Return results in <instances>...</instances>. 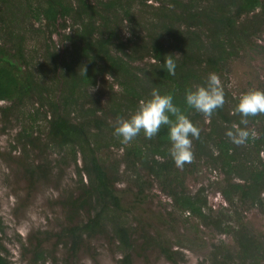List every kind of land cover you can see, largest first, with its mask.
<instances>
[{"label": "trees", "instance_id": "1", "mask_svg": "<svg viewBox=\"0 0 264 264\" xmlns=\"http://www.w3.org/2000/svg\"><path fill=\"white\" fill-rule=\"evenodd\" d=\"M9 1L0 0V101L12 104L0 108V112L8 119L9 113L15 111L20 118L22 109L33 104L25 115L30 127H23L17 139L23 153L38 151L43 160L36 166L27 163L28 158L24 160L30 182L48 174L45 148L58 149L60 166L68 165L70 157L74 160L79 194L63 201L70 224L56 234L57 244L69 245L70 261L75 263L87 238L106 235L110 224L111 237L123 253L120 264H132L135 229L122 221L126 209L115 190L123 173L117 164L106 167L100 155L103 148L116 146L123 149L121 161L139 195L151 186L144 179L149 176L159 182L175 208L234 237L238 246L235 256L224 251L222 244L217 245L214 264H264V240L251 235L240 221L233 223L232 218L239 214L237 209L229 208L233 210H229L230 215H214L202 191L189 194L182 177L183 173L197 171L204 161L224 174L226 186L222 194L229 206L234 208L239 203L264 208V115L249 118L248 124H262L261 131L258 136L250 132L248 140L238 146L226 132L234 124L244 127L234 112L239 97L223 88L224 106L211 117L188 108L184 101L187 89L205 84L209 73H222L241 51L252 47L264 54L263 46H253L255 36L264 31V1L136 0L135 4V0H14L13 7L7 4ZM150 1L158 3L150 5L154 19L139 23L134 9L148 6ZM118 19L134 26L133 35L123 41L116 34ZM35 21L43 28L34 27ZM22 22L30 30L43 29L48 35L44 36V63L34 62L26 53ZM138 26L144 27L136 33ZM58 27L71 30V35H61L62 42L68 45L60 61V50L49 44ZM169 54L176 64L175 75L162 69ZM48 66L53 72L48 73ZM106 77L113 79L108 82ZM101 83L106 100L90 93ZM153 89L161 95H172L174 104L200 129L199 139L192 144L194 158L182 169L169 155L166 126L151 140L141 132L127 144L113 134L117 119L127 118L141 100L150 98ZM41 114L48 123V142L43 145L34 131ZM84 210L87 219L76 223ZM4 229L0 218V264H16L4 251ZM147 233L142 235L141 247H157L168 261L178 264L179 252L160 234ZM49 236L46 233L42 238L35 237L32 264H59L56 254L44 247Z\"/></svg>", "mask_w": 264, "mask_h": 264}, {"label": "rangeland", "instance_id": "2", "mask_svg": "<svg viewBox=\"0 0 264 264\" xmlns=\"http://www.w3.org/2000/svg\"><path fill=\"white\" fill-rule=\"evenodd\" d=\"M16 1L22 2V0ZM7 4L13 7L16 2L10 0ZM150 5H158V3L150 1L148 6H136L134 9L135 19L139 23L142 21L144 24L154 19V9ZM117 21L115 28L118 38L123 41L131 34L133 35L131 32L133 25H129L127 21L122 22L121 19ZM34 25L36 28H43L37 21ZM22 26L26 37V53L35 59L34 62L39 60L44 63L45 37L48 35H44L43 29H41L42 32L30 30L26 22H22ZM143 27L138 26L134 31L139 33L140 28ZM65 33L71 35V30L65 31L58 27L52 42L49 43L52 48L60 50L58 61L63 58L62 53L67 49L68 44H64L61 40V35ZM254 39L253 46L256 44L257 47H264V31L256 35ZM51 67L48 66V73L53 72ZM51 76L58 77V74ZM218 76L222 87L234 97H239L251 89H264V54L252 47L243 50ZM112 79L106 77L108 82ZM58 84L59 80H56L54 85ZM59 86L61 89L62 83ZM90 93L100 96L103 100L107 98L102 83ZM11 104L9 101H0V108ZM31 109H33V104L28 103L22 109L20 118L15 111L9 113L8 119L4 118L0 112V218L5 228L4 233L1 234L4 251H7L9 258L16 264H32L31 249H34L36 244L35 237L42 238L47 233L50 236L44 247L56 254L59 264H120L123 253L117 241L111 237L112 226L110 224L107 225L106 235H96L85 240L74 259L75 263L70 261L69 245L57 244L56 234L70 224L66 218L67 210L63 201L71 195L79 194L77 188L79 177L72 157L68 158L70 162L68 165L60 166L58 165L60 159L58 149L45 148L43 157L49 164L47 176L33 182L28 180L26 168L23 165L24 160L28 158L27 163L30 162L35 166L43 162L39 159L38 151L23 153V145L17 141L23 127H30L25 115ZM40 112L43 114V110ZM42 114L34 125V131L41 137V145L48 142V123ZM260 125L248 124L247 130L253 136H258L261 131ZM192 150H194L193 146ZM100 155L106 167H116L117 164V168L123 173V180L116 184L115 190L121 197L122 206L126 209L122 221L135 229L132 264H173L157 247H141L142 235H147V232L153 236L160 234L173 249L179 252L178 264H214L215 246L220 244L224 246V251H229L235 256L238 246L231 234L219 232L213 225H204L188 213L184 214L175 208L171 197L153 178L144 176L151 186L145 190L143 195H139L138 190L131 183L130 173L125 170L126 165L121 161L124 155L122 148L116 146H112L111 149L103 148ZM78 165H82L81 154L78 155ZM196 170L187 172V175L183 173V176L180 170L184 178V189L191 195L201 190L214 215L221 212L230 215V211H233L230 209L236 208L239 214L232 218L233 223L240 221L241 226L246 228L251 235L264 240V208L239 203L234 208L229 206L222 194V188L226 186L222 171L211 167L204 161L199 163ZM84 181L87 182L85 179ZM87 217L88 213L84 210L75 222L84 221Z\"/></svg>", "mask_w": 264, "mask_h": 264}, {"label": "clouds", "instance_id": "3", "mask_svg": "<svg viewBox=\"0 0 264 264\" xmlns=\"http://www.w3.org/2000/svg\"><path fill=\"white\" fill-rule=\"evenodd\" d=\"M171 55L165 56L162 69L168 75H175L176 64ZM184 101L188 108L205 117H211L225 103V93L219 76L209 73L205 84L186 90ZM234 112L241 117L239 123L244 127L234 124L226 135L232 143L239 146L250 136L247 130L249 118L264 115V89H251L242 93ZM162 126L168 128L169 155L175 166L182 169L194 158L192 144L193 140L199 139L200 129L174 104L172 95H161L158 89H153L150 98L141 100L137 109L127 118L117 119L113 134L121 139V143L127 144L141 132L145 138L153 139Z\"/></svg>", "mask_w": 264, "mask_h": 264}]
</instances>
